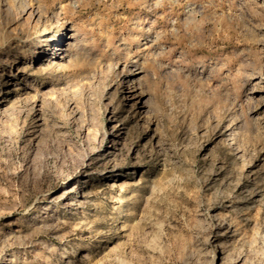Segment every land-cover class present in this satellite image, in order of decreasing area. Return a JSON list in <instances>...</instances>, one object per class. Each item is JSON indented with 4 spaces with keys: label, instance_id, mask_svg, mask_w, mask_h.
<instances>
[{
    "label": "rangeland",
    "instance_id": "rangeland-1",
    "mask_svg": "<svg viewBox=\"0 0 264 264\" xmlns=\"http://www.w3.org/2000/svg\"><path fill=\"white\" fill-rule=\"evenodd\" d=\"M0 264H264V0H0Z\"/></svg>",
    "mask_w": 264,
    "mask_h": 264
}]
</instances>
